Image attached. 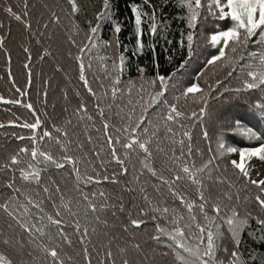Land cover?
<instances>
[{
	"label": "snow or ice",
	"instance_id": "6c2138e0",
	"mask_svg": "<svg viewBox=\"0 0 264 264\" xmlns=\"http://www.w3.org/2000/svg\"><path fill=\"white\" fill-rule=\"evenodd\" d=\"M144 2L151 5L152 0ZM68 3L71 5L72 14L75 15L80 10L77 0H68ZM178 3L181 8L187 10L186 22L191 30L187 33L186 41L189 59L193 50L194 32L203 18L201 10L206 15L216 16L217 19L229 20L230 27L210 34L209 42L212 46H218V54L212 56L207 63L217 65L221 62L219 66L228 67L230 70L226 75L231 76L243 60L245 63L239 67V72L244 77L242 87L235 91L257 88L264 91V0H178ZM27 7V0H24V16L28 15ZM152 7L155 9L154 5ZM103 8L104 10L97 14V23L89 29L87 42L80 47L81 55L76 58L79 79L86 91L98 100L95 111L101 121L103 133L100 134V129L95 127L93 115L89 114L87 106L81 104L69 113L62 126L53 125L51 131L42 130L39 140L35 134L27 137L32 143L31 148L22 146L6 162L0 163V173L8 174L6 179L0 181V188L8 190L0 191V219L3 220V226L0 227V264H16L13 254L24 251L28 256H32L33 251L43 253V259L47 264H69L73 257L62 256L61 251L64 246L74 248L77 245L80 251L76 255L82 256L84 264H93L94 254L98 264H117L112 245L119 238L112 234L101 251L93 244V236L97 231L95 225L102 224L108 227L106 218L108 214L119 219L118 213L125 212L123 197L125 192L135 193L144 207L139 208L136 218H131V213L127 214L128 223L122 225V233H128L129 227L140 229L147 222L144 217H147L155 225L151 239L167 248L176 264H247L239 250L242 233L246 231L250 220L255 219L260 229L257 238L264 241V217H254L252 212L240 208V205L248 202L249 197H241V190H237L235 184L223 175L217 160L223 154L239 151L240 161L232 160L230 164L238 170V179L243 177L249 181L245 162L251 157L264 160V145L251 150H238L236 147L226 146L221 136L217 140L215 150L211 145L208 146L211 155L203 160V152L194 148L191 133L184 130L186 128L182 123L184 113L178 110L176 104L170 103L166 96L170 87L175 86L173 79L175 73L173 77L161 75L158 81H148L152 86L159 83L160 87L147 103H142L145 92L143 85L137 88L135 81H128L125 86H121L126 69L123 55L115 59L99 57L101 61L108 60L110 63L102 65L104 80L97 78L101 90L98 96L84 74L86 65L83 53L89 50L90 45L99 47L97 38L100 21L111 18L109 0H104ZM5 10L15 20L25 23L26 28H31V25L23 21L21 15L13 12L11 7ZM132 11L137 28L135 55L142 53L145 47L141 30L142 19L144 17L150 19L149 34L152 36L157 34V23L155 10L150 15L142 14L137 7H133ZM51 18L59 23V17L55 12ZM44 27L47 28L48 25L45 24ZM113 31L118 35L122 31L121 26L116 24ZM3 40L4 37L0 36V48L3 47ZM70 43L76 46L75 40H70ZM249 43L258 47L249 50ZM111 46L112 42L106 41L104 44V47ZM152 50H155L154 45ZM44 54L51 55L47 51ZM187 62L185 60L177 70L180 71ZM87 68L89 70L92 68L91 60ZM138 71L143 74L144 69L140 68ZM199 75L202 76L203 72ZM169 80H172L171 85ZM105 81L109 83L105 84ZM220 83L221 81H217L216 84H209L208 88L214 91ZM197 93L206 95L199 83H193L181 90L184 98L192 96L196 101L201 98L195 95ZM105 100L108 102L105 103ZM156 105L159 107L149 115V110ZM26 107L35 116L32 105L27 104ZM256 107L264 113V104H258ZM200 114H207L206 104L201 106ZM192 115L197 119L201 118L195 112ZM113 116L117 123H112ZM73 119L76 123H73ZM240 123L239 120L235 122L237 128L240 127ZM81 125L86 133L85 142L75 138L74 129ZM4 126L0 124V128ZM16 126L30 129L35 133L40 126V119L35 117L33 123L24 122ZM90 126L97 133L95 138L90 134ZM181 130L187 142L184 138H178L181 136ZM241 132L248 139H259L257 133L250 127L241 129ZM202 137L205 142L208 141L207 130L202 129ZM46 138L50 144L57 146L59 153L62 154L53 156L47 144L41 148L40 145ZM17 139L24 140L26 137L18 136ZM165 144L169 147L165 148L163 146ZM73 145L79 155L71 154ZM105 146L108 148L107 158L103 155ZM154 152L162 154L166 163H170L171 166L167 167L169 175H164L153 166ZM197 157L202 159L200 165L195 162ZM112 163L119 165V170L110 173L108 165ZM66 167L75 178L72 189L74 196H68L53 180L41 182L42 172L50 168L59 170ZM145 174L148 178L142 181L141 177ZM129 175L131 180L122 185L121 191L115 197L101 187L104 184H121L118 177ZM18 180L21 183L18 184ZM250 183L259 189V194L254 197V203L264 210V180L259 182L250 180ZM26 184L34 187L28 190L25 188ZM221 185L224 187H220ZM85 188L89 190L85 191ZM190 192L195 193V198L189 194ZM45 202L51 205L55 215L46 210ZM177 202L179 208L176 206ZM181 208L184 209L183 213L180 211ZM161 220L165 221V224H161ZM225 232L228 233L233 245L231 251L224 246ZM105 235L108 236V233ZM54 241L57 243L52 247ZM132 241L130 245L126 243L123 247L117 244L121 264H133L128 256L129 249L147 259L143 256L141 244L135 242L134 236ZM90 245L97 249L95 253L90 250Z\"/></svg>",
	"mask_w": 264,
	"mask_h": 264
},
{
	"label": "trees",
	"instance_id": "16d2710c",
	"mask_svg": "<svg viewBox=\"0 0 264 264\" xmlns=\"http://www.w3.org/2000/svg\"><path fill=\"white\" fill-rule=\"evenodd\" d=\"M111 7V18L108 20L100 21L99 35L97 42L99 47L89 46V50L83 53L85 68V76L89 80L90 86L97 92L98 96L101 92L97 78L104 80V63L110 61H101L99 57H110L115 59L119 55L125 57L126 69L121 80V86H125L128 81H135L137 88L143 85L145 92L144 101L147 103L152 94L155 93L160 87L159 83L152 86L148 81L157 80L161 75L165 77H173L175 86L170 87L169 92L166 94L170 103L176 104L179 111L184 113L182 123L186 125L184 130L189 131L192 135V143L194 148H198L203 152V160H206L211 153L208 152V146L215 150L217 140L223 136L226 146H233L243 149H248L254 146L259 141L263 140L264 135V113L256 107L258 104H264V91L260 88L252 90L235 91L237 88L242 87V80L244 77L239 72L240 65L245 61H240L237 65V71H233L231 76L226 73L230 70L228 67H220L217 65H208L207 61L214 55L218 54V49L212 46L209 42L210 34L217 32L227 20L217 19L216 16L206 15L201 10V16L196 30L194 32V42L191 58L189 59L186 41L187 33L191 31L186 22L187 10L179 6L178 0H152L151 5L146 4L144 0H109ZM79 11L73 15L71 5L66 1L67 5V24L62 26V33L49 31V25H59L50 19L43 23L40 30L39 27L35 29H28L25 23L17 21L12 15L6 12V8L10 6H0V36L4 37L3 47L0 48V124L5 125L0 128V163H4L8 158L15 154L22 146L32 147V143L27 137L35 134L39 140L42 130H52L53 125L62 126L65 118L69 113L78 108L81 104L87 106L89 114L93 115L95 127L100 129V134L103 133V127L98 116H96L95 104L98 102L96 97L91 96L83 86V82L79 79V68L77 56L81 55L80 47L87 42V34L91 26L97 23V14L104 10V0H77ZM152 5L155 6L153 9ZM133 7H137L141 13H148L149 15L153 10L156 11L155 21L157 23V34L152 36L149 34L151 21L148 17L142 19L141 30L143 32V41L145 47L140 54L137 52V28L134 22ZM69 8V9H68ZM15 10H13L14 12ZM55 12L54 10L52 13ZM15 13H22V20L29 19L24 16L23 12L15 11ZM51 13V14H52ZM60 18V17H59ZM160 21H163L161 24ZM26 22V21H25ZM4 23L7 25L5 26ZM26 23L30 24L29 21ZM48 27L45 28L44 25ZM116 24L121 26L122 31L117 35L113 28ZM78 26V27H74ZM228 26V25H227ZM226 26V27H227ZM47 30V32H45ZM15 31V32H14ZM14 32V34H13ZM255 39V37L253 38ZM70 40L76 41V46L70 43ZM112 42L111 47H104L105 42ZM184 41L185 43H181ZM118 45V46H117ZM153 45L155 50L153 51ZM63 46L67 48L68 56H64ZM258 47L249 43V50ZM27 49V51H25ZM64 52H63V51ZM50 52L51 55H45V52ZM43 57V59H41ZM95 57V58H94ZM15 58V60H14ZM89 60L92 61V68L89 70L87 64ZM184 64L183 68L178 71V66ZM27 65V67H25ZM144 69L143 74L138 70ZM203 72V75L199 73ZM36 74V75H35ZM32 80H36L35 92L32 93ZM52 81H55L50 88ZM217 81L221 83L215 88L214 91L208 88L209 84H216ZM109 81H105L108 84ZM199 83L201 88L204 89L206 95L200 93L195 94L200 96V100L196 101L189 96L184 98L181 95V90L186 89L187 86ZM172 84V80H169ZM20 85L22 87H20ZM11 88L9 94L4 98V88ZM41 87V92H40ZM19 89V91H17ZM47 93L45 96L44 94ZM223 93L222 95H218ZM33 96V98H32ZM5 101H19V103H6ZM24 101V106L18 107L20 102ZM105 103L108 101L105 100ZM31 104L35 110V116L26 105ZM206 104V115L200 114V108ZM159 105L149 110V115L156 111ZM5 108H11L13 112H8ZM65 109H68L66 112ZM226 111L234 114L230 120H224ZM193 112L200 116V119L193 117ZM139 114V109H137ZM230 114L228 116H230ZM107 116L108 114L105 113ZM35 117H39L40 126L33 133L30 129L19 127L24 122L33 123ZM239 120L240 127L237 128L235 122ZM73 123H76L73 119ZM112 123H117L116 118L112 117ZM90 124V122H89ZM252 128L259 137V139H248L241 132V129ZM83 125L74 129L76 139L80 142H85L86 133L82 130ZM202 129L207 130L209 139L207 142L203 140ZM178 138H184L182 136ZM55 134V133H54ZM90 134L95 138L97 133L91 129ZM162 135V134H161ZM18 136H25L26 139L18 140ZM186 141V138H184ZM187 142V141H186ZM264 142V140L262 141ZM47 144L51 149L52 155L57 156L59 153L58 147L50 144L47 138L41 144V148ZM249 144V146H244ZM165 148L169 146L163 145ZM87 147V144H86ZM119 148V146H117ZM3 152V154L1 153ZM72 155H79L73 145ZM105 158L108 156V148L105 146L103 150ZM155 161L153 166L164 173L169 175L167 167L170 163H166L165 158L160 153L154 152ZM233 154H223L217 160L220 165L221 172L224 176L229 178L235 184L237 190L243 198L248 196L249 200L246 204L240 205V208L252 212L253 216L264 217V210L254 203V197L259 194V189L246 181L243 177L237 178L238 170L233 168L230 164ZM39 158V157H38ZM27 159V157H25ZM197 165L202 163V159L195 158ZM135 163V161H133ZM137 166H139L137 164ZM109 172L118 171L119 165L112 163L108 165ZM131 172V164L129 165ZM7 173H0V181L7 178ZM147 177H141L143 181ZM121 184H104L102 188L112 193L113 197L121 191L124 183L131 180V175L118 177ZM53 180L56 184L60 185L62 191H65L68 196H74L72 191L74 184V176L70 170L50 168L41 173V182ZM154 182V181H153ZM21 183V181H17ZM33 185H25V188L31 190ZM220 187H224L221 185ZM246 189V191L242 190ZM85 188V191H88ZM0 191L7 192L6 188H0ZM195 198V193H189ZM43 195V194H42ZM125 212L118 213L119 219L107 215L108 227L102 224L95 225L97 231L93 236V244L97 249L103 250L107 245L108 239L112 234H115L119 239L114 242L112 249L117 264H121V258L118 253L117 244L121 247L125 244H131L132 237L134 236L135 242L141 244L143 249V259L141 254H136L129 249V259L133 264H176L172 253L163 245H158L151 239L155 231L153 221L144 217L147 221L141 226L140 229H132L129 227L128 233H122V225L128 223V213H131V218H136L137 212L140 207H144L141 200L135 193H123ZM168 203H172L168 201ZM176 206L179 208L178 202ZM46 210L55 215L52 211L51 205L45 202ZM183 213L184 209H180ZM88 221H82L85 223ZM161 224L165 221L161 220ZM3 226V220L0 219V227ZM22 231V230H21ZM71 231V229H69ZM260 229L257 227L255 219L250 220L249 226L246 231L242 233L240 252L247 264H264V241L257 238ZM108 233V236L105 235ZM75 240V236H73ZM46 240V238H45ZM47 242V241H46ZM57 242L52 243L55 247ZM224 246L232 250V243L228 238V233L225 232ZM34 247V246H33ZM90 250L94 253L97 249H93L90 245ZM32 250V249H28ZM80 251L79 245L74 248L63 247L61 251L62 256H72L73 259L69 264H84L82 256L76 255ZM168 252V255H164ZM101 259L103 257H100ZM13 259L16 264H47L43 259V253H36L33 251L32 256H28L26 251L19 254H13ZM93 264H98V259L93 255Z\"/></svg>",
	"mask_w": 264,
	"mask_h": 264
},
{
	"label": "rangeland",
	"instance_id": "374dc122",
	"mask_svg": "<svg viewBox=\"0 0 264 264\" xmlns=\"http://www.w3.org/2000/svg\"><path fill=\"white\" fill-rule=\"evenodd\" d=\"M66 1L67 0H27L28 3V7L26 9L28 15L27 17L29 19H25V21H29L30 25H31V29H35V27H39V29L42 31H44L43 28H41L43 26L44 22L49 21L50 19V15H52V11L54 10L56 15L59 18V20H61L59 25L56 26H51L49 25V31L51 30L52 32H56V33H62V26H60L61 24L63 25V29L65 28L64 26L67 24V19L65 17H67V5H66ZM0 6L5 7V6H10L13 10L15 11H20L23 12L25 11L24 9V0H0ZM69 9V8H68ZM14 11V12H15ZM20 15L22 16V13H20ZM5 26H7L4 23ZM228 25V26H227ZM223 26L225 27H221L217 32L222 31L227 29L228 27L231 26V23L229 20H227ZM227 26V27H226ZM15 32V31H14ZM13 32V34H14ZM45 32H47V30H45ZM222 46V45H221ZM65 47L63 46V49ZM216 49H218V46H215ZM66 52H64V56H68L67 52V48L64 49ZM15 60V58H14ZM36 75V74H35ZM55 81H52L50 86H49V90L50 88L53 87V83ZM37 81L36 80H32V93H34L35 91V86H36ZM20 87H22L20 85ZM12 87L9 88H4V98H6L7 94H9V92L11 91ZM41 87H40V92H41ZM33 98V96H32ZM34 99V98H33ZM24 106V101H21L19 104V108L20 110H22L21 108ZM6 111L8 112H13L11 110V108H5ZM230 114V111H226L225 113V118L226 120H230L231 118H233V116H235L234 114H230V116H228ZM264 137V135H263ZM264 140V138H263ZM263 140L259 141L258 143H256L254 146L248 148V149H243V148H238V150H251V149H255L258 147H261L262 145H264V142H262ZM244 146H249V144H244ZM3 154V152H1ZM233 154L232 160H235L237 162L240 161V156H239V151L237 153H231ZM246 167L249 173V178L250 180H255L257 182L264 180V160L258 158V157H251L249 159L246 160Z\"/></svg>",
	"mask_w": 264,
	"mask_h": 264
}]
</instances>
